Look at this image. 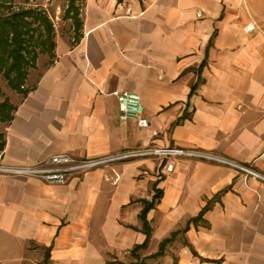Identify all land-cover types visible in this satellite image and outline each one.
Masks as SVG:
<instances>
[{"label": "crops", "instance_id": "obj_1", "mask_svg": "<svg viewBox=\"0 0 264 264\" xmlns=\"http://www.w3.org/2000/svg\"><path fill=\"white\" fill-rule=\"evenodd\" d=\"M28 78L4 164L172 146L264 174V0H83L78 37L59 34ZM116 92L140 96L139 118L119 117ZM40 251L48 264H264V182L188 157L63 184L0 175V264Z\"/></svg>", "mask_w": 264, "mask_h": 264}, {"label": "built area", "instance_id": "obj_2", "mask_svg": "<svg viewBox=\"0 0 264 264\" xmlns=\"http://www.w3.org/2000/svg\"><path fill=\"white\" fill-rule=\"evenodd\" d=\"M115 95L119 100L118 111L121 119L140 117L142 105L138 94L131 92H116ZM139 124L140 126L146 125V121L139 119ZM145 157H188L210 161L233 167L242 172L246 178H254L264 182V174L250 165H245L202 150L172 146L135 147L115 153L85 158H76L68 153H58L48 157L42 162L23 166L8 165L0 161V175L31 177L50 184H63L75 175L83 174L98 167H107L112 163ZM166 168L168 171H172L173 164L167 165Z\"/></svg>", "mask_w": 264, "mask_h": 264}, {"label": "rangeland", "instance_id": "obj_3", "mask_svg": "<svg viewBox=\"0 0 264 264\" xmlns=\"http://www.w3.org/2000/svg\"><path fill=\"white\" fill-rule=\"evenodd\" d=\"M8 4L0 7V17H6L21 10H28L33 13L32 16L28 17V21L31 22L30 33L33 37L28 39L29 43H27L29 65L24 67L23 87H25L26 83H31L34 79L28 78V76L39 74L52 59L55 48V45L52 46V44H55L59 34L69 37L77 36L79 28H77L76 19L81 20L83 0H12ZM35 16L39 18V21H35ZM45 18L52 26L50 38L48 37ZM13 92L17 91L10 86L9 78L0 72V102L7 101L13 105L11 101ZM7 125L8 122L0 121V133L4 137ZM34 254L31 253V257H33L28 259L25 264H44L43 252H34Z\"/></svg>", "mask_w": 264, "mask_h": 264}, {"label": "trees", "instance_id": "obj_4", "mask_svg": "<svg viewBox=\"0 0 264 264\" xmlns=\"http://www.w3.org/2000/svg\"><path fill=\"white\" fill-rule=\"evenodd\" d=\"M11 1L0 0V7L9 5L8 3ZM32 15L31 11L21 10L6 17H0V72H3L9 78L10 86L20 93H25L23 87L24 67L29 65L27 43H29L28 39L33 37L30 33L31 22L28 21V17ZM34 19L39 21L37 16ZM76 21L77 28H80L81 20L76 19ZM45 22L50 38L52 26L46 18ZM54 45L52 44V46ZM14 109V105L9 104L7 101L0 102V121L9 123ZM4 146L5 137L0 133V153L3 151ZM48 261L49 254L45 252L44 264H48Z\"/></svg>", "mask_w": 264, "mask_h": 264}]
</instances>
